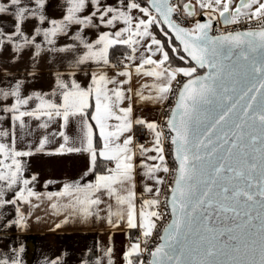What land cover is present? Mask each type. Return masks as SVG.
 Listing matches in <instances>:
<instances>
[{"label":"snow or ice","instance_id":"1","mask_svg":"<svg viewBox=\"0 0 264 264\" xmlns=\"http://www.w3.org/2000/svg\"><path fill=\"white\" fill-rule=\"evenodd\" d=\"M47 2L0 0V14L14 21L0 26V48L11 47L13 59L26 49L34 57L72 55L49 93L25 94L22 77L0 83V100H12L0 110L13 125L0 129V206L15 205L23 223L21 202L47 196L52 208L65 210L61 223L93 216L113 227L125 222L139 235L129 237L124 264H264V0H63L59 17L48 15ZM181 12L194 22L174 18ZM201 13L205 18L195 19ZM221 20L248 27L213 35ZM92 29L97 34L89 39ZM60 38L71 42L58 45ZM117 45L124 51L114 62L110 49ZM83 65H96L86 84L76 78ZM133 70L150 78L138 89L127 86ZM130 94L160 103L174 95L175 103L161 123L134 117ZM24 117L44 130L59 118L58 130L18 147L15 124L23 129ZM134 125L153 133L148 146L136 140ZM50 136L63 142L49 147ZM81 151L90 154L91 167L79 180L35 191L39 174L26 175L24 157ZM98 159L105 162L100 170ZM138 170L154 182L142 183L139 205ZM161 171L174 173L166 189ZM112 252L106 248L107 264H114ZM0 264L19 261L5 257Z\"/></svg>","mask_w":264,"mask_h":264},{"label":"crops","instance_id":"2","mask_svg":"<svg viewBox=\"0 0 264 264\" xmlns=\"http://www.w3.org/2000/svg\"><path fill=\"white\" fill-rule=\"evenodd\" d=\"M62 3L63 0H48V15L50 17L62 15ZM12 23H14L12 17L0 14V26L5 24L10 26ZM36 23L37 21L33 19L29 22V25L34 27ZM100 28L106 30L103 26H100ZM6 30H10V27ZM85 34L89 39H94L97 33L95 29H92L86 31ZM70 42V38H60L57 44ZM33 51V49H26L19 54L17 59H13L15 53L11 47L7 49L0 48V83L13 81L14 77H22L26 81L25 94L32 91L49 93L51 88L55 86V74L67 71L66 65L68 60L72 59V55L42 51L38 57H34ZM121 56L122 54L116 58V61L120 60ZM95 67L96 65L81 66V69L77 71L76 78L82 84H86L90 79V75H87V73L93 71ZM5 73H7V76H5ZM110 74L113 73L110 72ZM149 79V77L137 76L133 70V79L130 85L127 86L138 89L145 80ZM130 95H132L134 117L142 116L147 120L155 119L158 122L162 121L167 106L173 98L170 96L167 101L160 103L159 101L139 100L134 94ZM11 102V99L8 101L0 100V104ZM126 103L127 101H125ZM24 119L26 126L23 129L18 121L15 124L18 147H25L27 141L36 144L38 138L45 132L51 133L53 129L58 130L57 121L59 118L53 120L47 130L38 127L40 121L36 118L24 117ZM76 123L74 118L70 119V126L67 130L70 136L75 134ZM12 126L11 115L0 110V129H10ZM138 126L134 125V133ZM151 134L152 139L144 142L146 146L153 140V133L151 132ZM50 140L52 142L49 147H57L59 143L63 142L62 138L58 136H50ZM69 146L78 145L70 143ZM23 159L29 169L26 175H30L32 172L39 174L35 191L40 193L58 191L64 182L79 180L84 172L91 167L90 154L86 151L34 152L33 155ZM104 163V161L98 159L97 170H100ZM159 174L165 177V181L167 180L168 173L161 171ZM87 178H93L92 173H89ZM49 181L51 183H47ZM143 182L154 183L144 177L142 170H138L136 188L138 205L139 194L143 191ZM161 187L166 189V183ZM7 198H10V196ZM30 199L31 204L21 202V211L25 216L23 223L18 222L19 217L15 205L0 206V260L8 257L10 260H18L19 264H50L53 259L60 257V264H82V261H87V264H98L97 258L99 257L103 264H107L106 248L111 247L114 264H124L123 252L131 243L129 237L139 235L138 229H129L125 222L113 227L106 219L96 218L95 216L89 217L87 220L80 217H70L67 222L61 223L66 214L63 208L59 210L52 208L51 201L47 196H42L39 199L32 197ZM105 199L107 198L105 197ZM101 208L103 209V205H101ZM100 215L103 217L104 212L101 211ZM57 224H59V227L56 226Z\"/></svg>","mask_w":264,"mask_h":264},{"label":"built area","instance_id":"3","mask_svg":"<svg viewBox=\"0 0 264 264\" xmlns=\"http://www.w3.org/2000/svg\"><path fill=\"white\" fill-rule=\"evenodd\" d=\"M173 2L175 3V2H177V0H173ZM180 2L182 3L183 0H180ZM174 18H178L181 23H183L184 25H187V26L191 24V23H188L189 21H191V20L193 21L194 20L191 17H185L182 12L179 13V14H174ZM202 18H203L202 15L195 17V19H202ZM246 27H248V25H246V24H241V25H225V24H223L222 21H219V22H215L214 23L213 31L212 32L214 34H217V29L226 30V31H236V30H241V29L246 28ZM172 97H173L172 98V101L167 106V110H166V113L165 114L168 113L169 108L174 103L175 96L173 95ZM163 119H164V116L161 119L162 120L161 123L163 122ZM165 132L167 133L168 130L165 129ZM134 135H135L136 140L138 142H140V143H144V142L150 141L152 139V134H151L150 130H148L147 127L144 126V125H139L137 127ZM165 154H166V157L168 158L169 166L172 167V168H174V165L171 162L172 159H173V156H172L171 151H170V142H167V141L165 142ZM173 180H174V173H168L167 180H166V186H167V183H170Z\"/></svg>","mask_w":264,"mask_h":264},{"label":"trees","instance_id":"4","mask_svg":"<svg viewBox=\"0 0 264 264\" xmlns=\"http://www.w3.org/2000/svg\"><path fill=\"white\" fill-rule=\"evenodd\" d=\"M204 18H205V17H203L202 19H204ZM155 30L157 31L158 36H159L160 38H163V37H162V34L159 33L158 28H155ZM123 51H124L123 46H119V45H118V46H114V47L111 49V57H112V59H113L114 61H116V58H118V57L122 54ZM177 63H182V62H177ZM171 162L173 163V165H174V167H175L174 158L172 159Z\"/></svg>","mask_w":264,"mask_h":264},{"label":"rangeland","instance_id":"5","mask_svg":"<svg viewBox=\"0 0 264 264\" xmlns=\"http://www.w3.org/2000/svg\"><path fill=\"white\" fill-rule=\"evenodd\" d=\"M183 2H184V0H183ZM193 2H194V0H193ZM201 15H202V13H201ZM201 15H200V16H201ZM202 16H203V15H202ZM193 21H194V20H193ZM193 21L191 20V21H189L188 23H193Z\"/></svg>","mask_w":264,"mask_h":264},{"label":"water","instance_id":"6","mask_svg":"<svg viewBox=\"0 0 264 264\" xmlns=\"http://www.w3.org/2000/svg\"><path fill=\"white\" fill-rule=\"evenodd\" d=\"M221 21H222V20H221ZM214 23H215V22H214ZM185 26H187V25H185ZM212 34L215 35L213 32H212ZM174 103H175V100H174ZM174 103H173L172 105H174Z\"/></svg>","mask_w":264,"mask_h":264}]
</instances>
